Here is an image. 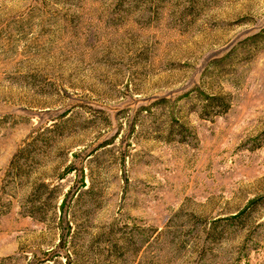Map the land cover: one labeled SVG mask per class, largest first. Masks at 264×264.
<instances>
[{"label": "rangeland", "instance_id": "374dc122", "mask_svg": "<svg viewBox=\"0 0 264 264\" xmlns=\"http://www.w3.org/2000/svg\"><path fill=\"white\" fill-rule=\"evenodd\" d=\"M0 264H264V0H0Z\"/></svg>", "mask_w": 264, "mask_h": 264}, {"label": "trees", "instance_id": "16d2710c", "mask_svg": "<svg viewBox=\"0 0 264 264\" xmlns=\"http://www.w3.org/2000/svg\"><path fill=\"white\" fill-rule=\"evenodd\" d=\"M25 150H27V148H24V149L22 150V153H23V151H25Z\"/></svg>", "mask_w": 264, "mask_h": 264}]
</instances>
